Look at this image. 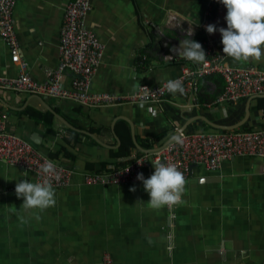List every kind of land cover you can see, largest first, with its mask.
<instances>
[{
  "label": "crops",
  "instance_id": "crops-1",
  "mask_svg": "<svg viewBox=\"0 0 264 264\" xmlns=\"http://www.w3.org/2000/svg\"><path fill=\"white\" fill-rule=\"evenodd\" d=\"M211 1L92 0L86 25L106 50L90 93L132 94L134 86L137 91L139 84L157 87L167 79H178L183 68L198 65L179 58L172 49L185 39H193L206 53L205 39L214 43L221 38L219 29L227 27V10L222 3L217 5L212 24L217 30L213 34L200 31ZM70 2L17 0L14 20L21 55L39 84L59 66L60 33ZM227 61L233 67L264 69V58L236 63L228 57ZM0 75H19L1 36ZM73 77L72 73L64 75L68 90ZM203 89L213 92L215 85L208 81L202 83ZM40 97L78 131L65 127L36 95L0 89V110L8 114V130L73 170L74 175L68 187L54 188L55 206L40 213L37 221L19 210L23 200L15 195L17 182H36L35 176L0 163V264H102L106 252L117 264L263 263L264 159L238 157L212 172L194 165L191 178L186 180L183 203L171 211L167 206L149 209L146 203L150 197L142 182L90 186L84 180L87 173L112 172L143 155H148L152 166L153 155L138 146L151 150L148 147L161 143L163 134L167 136L198 115L221 125L236 124L245 116L248 99L233 106L192 107L191 93H177L158 104L95 109ZM257 101L251 102L245 125L252 130L264 129V110L256 108ZM201 129L203 123L195 122L188 132ZM33 137H38L41 145L32 142ZM128 146L130 155L118 156ZM143 174L145 179L152 175L149 168ZM131 187L136 191H129ZM21 215L26 223L20 222Z\"/></svg>",
  "mask_w": 264,
  "mask_h": 264
},
{
  "label": "built area",
  "instance_id": "built-area-1",
  "mask_svg": "<svg viewBox=\"0 0 264 264\" xmlns=\"http://www.w3.org/2000/svg\"><path fill=\"white\" fill-rule=\"evenodd\" d=\"M16 4L17 0H0V36L10 48L13 63L19 67V75L16 78L0 75V89L66 100L82 107L95 109L125 104H158L170 95L163 88V84L152 88L147 87L151 90L147 96L139 90L125 95L90 93L92 79L104 59L106 50V46L86 25V19L92 9V0H71L67 6L60 33L59 66L48 73V79L44 83H37L31 77L28 63L21 55L14 20ZM216 4H218L217 0H212L208 6L206 20L200 27V31L204 34H207L206 26L213 24L211 19ZM205 43L208 62L195 67L183 68L178 78L183 83L184 93L192 95L190 98L192 107L200 105L197 97L198 82L207 76L219 75L225 82V90L218 98L217 105L230 104L233 106L252 96L264 95V69L233 67L228 63V57L224 56L223 51H218L213 42L206 40ZM67 69L74 76L71 90L64 86V71ZM8 119V114L0 110V163L22 168L33 174L36 181L43 179L40 165L45 159H51L37 150L31 142L9 132ZM178 138L182 143L173 142L160 152L153 154L152 166L157 161L175 165L186 180L191 178L194 165L203 166L206 171L212 172L219 170L225 161L234 158L264 159V129L184 132L180 133ZM56 166L58 176L52 179L53 187L58 189L68 187L74 171L57 163ZM152 166L148 155H143L134 162L112 172L87 173L84 180L90 186H121L140 183L137 175L143 174L146 168H149L153 174ZM173 207H168V209L171 211ZM102 264L117 263L113 256L106 252L102 258Z\"/></svg>",
  "mask_w": 264,
  "mask_h": 264
},
{
  "label": "clouds",
  "instance_id": "clouds-1",
  "mask_svg": "<svg viewBox=\"0 0 264 264\" xmlns=\"http://www.w3.org/2000/svg\"><path fill=\"white\" fill-rule=\"evenodd\" d=\"M217 2L222 3L227 10L225 17L227 27L219 29L224 56L236 63L261 61L264 58V0H217ZM205 30L208 34H213L217 29L215 25L210 24ZM172 52L179 58L196 64L208 62L202 45L193 39L183 40L178 48L172 49ZM138 87L145 96L151 93L147 87H141L140 84ZM163 88L173 95L183 94L185 91L180 79H167L163 83ZM136 91L137 88L134 86L133 92ZM172 139L175 143H182L179 138ZM153 168V174L147 179L142 173L137 175V180L142 182L144 191L150 197L146 206L151 210H160L166 206L172 207L183 203L182 196L186 185L183 173L175 165L159 161L153 164ZM40 171L43 179L36 182L20 180L15 185L17 199L23 200L19 210L30 213L37 221L41 218L40 213L56 204L52 179L58 176L56 163L48 159L40 165ZM129 191L135 192L136 188L131 187ZM18 218L21 223L27 222L23 215Z\"/></svg>",
  "mask_w": 264,
  "mask_h": 264
},
{
  "label": "water",
  "instance_id": "water-1",
  "mask_svg": "<svg viewBox=\"0 0 264 264\" xmlns=\"http://www.w3.org/2000/svg\"><path fill=\"white\" fill-rule=\"evenodd\" d=\"M65 74H71V72L67 69L64 71ZM36 98L42 103V105H44V107H46L47 110H49L50 112L54 113L55 117L67 128L73 130V131H78L76 128H74L65 118H63L62 116L56 114L51 108L50 106L47 105V103L45 102L44 97H40L36 95ZM259 98H264V95H256V96H252L250 98H248V102L246 104V109H245V116L244 118L233 125H221L218 123L213 122L212 120H210L208 117L206 116H201L198 115L196 117H192L191 119H189V121L182 127L177 128L176 130L172 131L171 133H169L161 143H159L157 146H155L153 149L151 150H145V149H141L140 146L137 145V143H135L138 148L147 154H156L158 152H160L162 149H164L166 146H168L169 144L173 143L174 140L172 139L173 137L178 138L180 133H184V132H188V128L194 124L195 122H201L203 124H206L210 127V130L208 131H236L239 130L241 128H244L245 125L247 124V122L249 121L250 115H251V102L254 99H259ZM131 129H132V134H133V138L135 139L134 136V126L132 127L131 125ZM201 131H206L204 129L201 130H195L192 132H201ZM118 139V138H117ZM32 142H34L36 145H41V140L38 137H33L32 138Z\"/></svg>",
  "mask_w": 264,
  "mask_h": 264
},
{
  "label": "trees",
  "instance_id": "trees-1",
  "mask_svg": "<svg viewBox=\"0 0 264 264\" xmlns=\"http://www.w3.org/2000/svg\"><path fill=\"white\" fill-rule=\"evenodd\" d=\"M217 5H215V8H214V15L211 19L212 23L214 22V18L216 16V8H217ZM207 40V38L205 39V41ZM221 40H222V37L216 41H214V44L216 47H218L221 51H223V45L221 43ZM204 41V42H205ZM208 81H211L214 83L215 85V90L213 92H210V91H203L201 90V85L202 83L203 84H206ZM225 82L223 80V78L219 75H213V76H207V77H204L202 79L199 80L198 82V88H199V91H198V99H199V103L200 105H210V104H215L216 105V102L218 100V98L223 94L224 90H225ZM256 108L260 109V110H264V98H261V99H258L257 103H256ZM48 116H50L51 118H53V116L51 114L48 113ZM203 127H204V130L208 131L210 130V127L206 124H203ZM242 130H245V131H250L252 130V128L250 127H245V128H241ZM240 129V130H241ZM225 132V131H223ZM128 135H130V132L129 130L127 129V132H126ZM166 137V134H163L162 138ZM148 149H153V147H148ZM129 146L126 147L125 149H121L120 153H118V156H121V157H128L130 155V151H129ZM131 162L133 161H129V162H126V163H122V166H126L128 164H130Z\"/></svg>",
  "mask_w": 264,
  "mask_h": 264
}]
</instances>
